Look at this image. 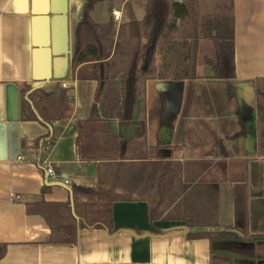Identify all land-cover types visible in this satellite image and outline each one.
Returning <instances> with one entry per match:
<instances>
[{"label":"crops","instance_id":"obj_1","mask_svg":"<svg viewBox=\"0 0 264 264\" xmlns=\"http://www.w3.org/2000/svg\"><path fill=\"white\" fill-rule=\"evenodd\" d=\"M32 6L33 0H0V243L6 244L0 264H264V155L256 110V80L264 78V0H96L91 18L110 23L121 46L117 57L111 49L107 65L84 63L73 72L70 12L50 22L49 80L59 81L54 98L63 95L65 112L52 122L56 136L44 143L41 158L69 184L49 179L46 193L48 176L32 145L47 128L22 93L43 83L35 70L42 36ZM152 9L160 13L156 66L161 39L190 40L196 18L231 13L235 77H212L213 40L199 39L196 78H148L142 91L138 85L127 96L126 26ZM112 10L120 11L119 21ZM99 79L103 87L96 92ZM64 81L68 89L60 87ZM116 158L174 161L184 183L217 185L219 224L240 237L188 239L182 220L151 221L147 202L139 200L112 204V231L82 228L74 244L48 242L46 221L26 205L67 201L71 186H95L98 164Z\"/></svg>","mask_w":264,"mask_h":264},{"label":"trees","instance_id":"obj_2","mask_svg":"<svg viewBox=\"0 0 264 264\" xmlns=\"http://www.w3.org/2000/svg\"><path fill=\"white\" fill-rule=\"evenodd\" d=\"M96 0H78L70 12L71 58L73 72L79 65L93 63L107 65L111 49L117 57L121 42L114 43L110 23L93 21L90 11ZM160 13L152 9L140 21L126 26L128 51L126 53L124 92L128 96L138 85L141 91L146 79L182 81L196 78V56L199 39H212L215 59L211 63L213 78L235 77L234 20L233 15L202 16L195 19L197 28L189 39H161L158 44L160 62L154 65V49L157 36L154 30ZM146 38L143 43L142 39ZM101 50V52H99ZM98 80L96 92L103 87ZM58 80H49L30 91L22 92L35 111V119L47 128V133L33 142L36 162L43 170L41 156L43 145L52 141L56 131L52 125L61 120L65 112L63 95L54 98ZM102 83V84H101ZM132 102V106H133ZM256 110L258 115L259 152L264 155V78L256 80ZM140 133L144 124L140 120ZM127 139H121V142ZM41 188L42 193L50 190V183ZM67 201L39 200L26 205L28 213L39 214L46 221L50 243L77 241L82 228L112 231V204L116 201H146L151 221L158 219L182 220L188 239L210 240L238 239L236 228H225L219 224L218 188L215 184H186L182 181L180 168L174 161L162 160H115L98 164V184L93 187L71 186ZM6 252V244L0 243V261ZM215 259V258H214Z\"/></svg>","mask_w":264,"mask_h":264},{"label":"water","instance_id":"obj_3","mask_svg":"<svg viewBox=\"0 0 264 264\" xmlns=\"http://www.w3.org/2000/svg\"><path fill=\"white\" fill-rule=\"evenodd\" d=\"M68 2L70 0H33L32 15L33 22L36 29L41 33L42 40L36 44L37 51L34 54L35 70H39L40 74L37 73V78L42 79L44 84L49 81L50 74L48 68L51 65V49H50V22L56 20L57 16L60 15L62 18L71 12ZM71 56V51L69 52ZM36 72V71H35ZM42 84L38 85L41 86ZM36 86V87H38ZM34 87V88H36ZM32 88V89H34ZM25 106V105H24ZM24 110V108H23ZM24 113H28L25 107ZM29 117V115H25Z\"/></svg>","mask_w":264,"mask_h":264},{"label":"built area","instance_id":"obj_4","mask_svg":"<svg viewBox=\"0 0 264 264\" xmlns=\"http://www.w3.org/2000/svg\"><path fill=\"white\" fill-rule=\"evenodd\" d=\"M112 17H113V20L119 21L120 17H121L120 11L119 10H112ZM60 87L63 89H68L70 87V85L68 82L64 81L60 84ZM67 99L70 100L71 99L70 96H68ZM41 165H42L44 172L48 176V179L60 180L64 184H69L68 179L61 178L58 174H56V172L54 171L53 166H52L50 161H48L46 159L45 160L41 159Z\"/></svg>","mask_w":264,"mask_h":264}]
</instances>
